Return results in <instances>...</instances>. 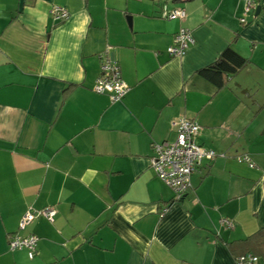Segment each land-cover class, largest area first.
<instances>
[{"label":"crops","instance_id":"1","mask_svg":"<svg viewBox=\"0 0 264 264\" xmlns=\"http://www.w3.org/2000/svg\"><path fill=\"white\" fill-rule=\"evenodd\" d=\"M247 1L0 0V264H235L264 248V0L242 24ZM162 4L186 17L162 19ZM181 27L193 42L171 57ZM227 48L246 65L218 87L198 71ZM105 54L129 87L119 101L92 91ZM180 117L224 157L176 199L149 158ZM45 207L51 222L18 230ZM12 234L37 237L32 259Z\"/></svg>","mask_w":264,"mask_h":264},{"label":"built area","instance_id":"2","mask_svg":"<svg viewBox=\"0 0 264 264\" xmlns=\"http://www.w3.org/2000/svg\"><path fill=\"white\" fill-rule=\"evenodd\" d=\"M255 8V3L248 0L243 8L240 18L242 24L246 23V16ZM49 13L53 20H62L68 17V12L63 7L52 6ZM160 17L164 20H183L186 12L179 8H169L166 4L160 7ZM193 42L190 31L181 27L173 36L172 43L166 48L171 57L184 55L186 49ZM129 87L121 77L118 63L108 56H101L99 74L96 77L92 91L96 94L107 95L112 102L119 101L128 92ZM171 129L174 132L173 140H164L152 145V155L149 158V166L154 174L174 193L176 199L190 188V178L194 167L202 161H211L216 157H224L213 150L206 149L197 143V136L200 130L199 124L185 117H180L171 122ZM239 162H246L250 167L254 164L244 154L236 157ZM167 211V207L161 209V213ZM55 209L45 207L40 210L28 209L18 221V230H24L36 218H44L51 222L55 216ZM220 224L226 228H232L229 219H220ZM7 245L10 251L25 250L27 257L32 259L36 252L37 237L33 234L20 236L12 234L7 237ZM235 264H262L259 257L247 253L235 257Z\"/></svg>","mask_w":264,"mask_h":264},{"label":"trees","instance_id":"3","mask_svg":"<svg viewBox=\"0 0 264 264\" xmlns=\"http://www.w3.org/2000/svg\"><path fill=\"white\" fill-rule=\"evenodd\" d=\"M245 65L246 60L244 58L237 55L232 49L227 48L211 65L200 69L198 73L220 87L222 85L223 76H232ZM259 252H261L262 259H264V248L251 254L257 255Z\"/></svg>","mask_w":264,"mask_h":264},{"label":"water","instance_id":"4","mask_svg":"<svg viewBox=\"0 0 264 264\" xmlns=\"http://www.w3.org/2000/svg\"><path fill=\"white\" fill-rule=\"evenodd\" d=\"M258 10H259V8H258V7H256V9H255V14L258 12Z\"/></svg>","mask_w":264,"mask_h":264},{"label":"rangeland","instance_id":"5","mask_svg":"<svg viewBox=\"0 0 264 264\" xmlns=\"http://www.w3.org/2000/svg\"><path fill=\"white\" fill-rule=\"evenodd\" d=\"M259 255L261 256V252H259ZM256 256H258V255H256ZM262 257V256H261ZM262 260H264V259H262Z\"/></svg>","mask_w":264,"mask_h":264}]
</instances>
